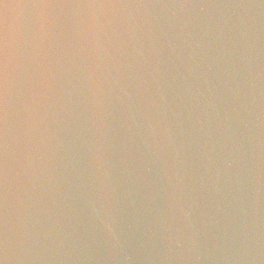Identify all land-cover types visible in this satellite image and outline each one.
Returning a JSON list of instances; mask_svg holds the SVG:
<instances>
[{
	"label": "clouds",
	"instance_id": "clouds-1",
	"mask_svg": "<svg viewBox=\"0 0 264 264\" xmlns=\"http://www.w3.org/2000/svg\"><path fill=\"white\" fill-rule=\"evenodd\" d=\"M0 264H264V0H0Z\"/></svg>",
	"mask_w": 264,
	"mask_h": 264
}]
</instances>
